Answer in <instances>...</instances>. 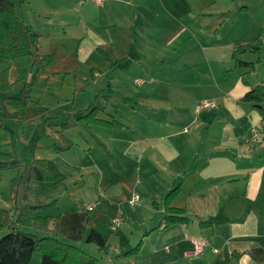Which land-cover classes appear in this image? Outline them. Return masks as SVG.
<instances>
[{
	"label": "crops",
	"instance_id": "obj_1",
	"mask_svg": "<svg viewBox=\"0 0 264 264\" xmlns=\"http://www.w3.org/2000/svg\"><path fill=\"white\" fill-rule=\"evenodd\" d=\"M92 1L45 0L40 8L59 14L61 29L41 32L22 17L39 35V50L54 55L42 77H61V85L71 77L74 88L67 96L46 83L19 119L23 151L11 133L10 149L0 145L8 163L0 183L9 181L0 190V209L15 205L27 164L51 160L64 179L52 186L32 179L26 199L53 204L27 216L58 217L57 237L98 264H264V118L241 100L264 85V0ZM59 32L73 40L60 41L63 57L40 43V36ZM237 60L253 67L236 66ZM139 77L144 82L137 85ZM52 97L53 105L43 104ZM201 100L215 106L195 112ZM97 102L104 107L97 117L121 126L61 127ZM254 126L261 143L252 140ZM177 185L169 205L190 221L163 227L165 197ZM119 210L123 222L112 231ZM91 230L106 237L105 252L86 241ZM195 238L207 242L199 255ZM39 254L29 264H40Z\"/></svg>",
	"mask_w": 264,
	"mask_h": 264
},
{
	"label": "trees",
	"instance_id": "obj_2",
	"mask_svg": "<svg viewBox=\"0 0 264 264\" xmlns=\"http://www.w3.org/2000/svg\"><path fill=\"white\" fill-rule=\"evenodd\" d=\"M23 1L0 0V64L6 60L28 55L32 62L30 68L36 74H41L52 63L54 55L39 50V35L33 32L16 13V6ZM238 65L250 69L253 67L251 62L237 60L236 66ZM23 83V87L17 96L4 97L5 104L17 114L18 119H23L27 106L32 102L33 84L30 81H24ZM241 100L258 109L264 118V106L262 105L264 102V85L259 84L252 87L242 96ZM103 108V103H94L84 115L75 117L70 122L62 123L61 127L65 129L77 124L85 129H89L90 124L121 126L115 120L109 122L98 118L97 114ZM3 122L4 119L0 118V128H2ZM7 167V154L0 152V169ZM27 169L30 170L29 177L23 185L21 200L17 201L15 195L14 211L0 209V213L4 216L3 222L0 224V232L3 229L7 230L6 233L0 236V264H29L35 251L40 253V264H98L95 257L88 255L77 246L63 242L57 237L58 217L27 216L29 210L37 211L48 208L53 204V201H28L26 190L29 181L36 179L47 186H52L64 179L51 160L34 159L25 166L24 171ZM20 183L21 179L16 183V194ZM178 190L179 185L170 190L165 197L164 210L166 213L163 227L173 222L187 223L190 221L189 218L185 217L183 209L169 205L170 200ZM24 227L50 231L54 235L37 236L32 231L24 230ZM86 241L94 243L100 251L105 252L107 250L106 237L95 230L89 232Z\"/></svg>",
	"mask_w": 264,
	"mask_h": 264
},
{
	"label": "rangeland",
	"instance_id": "obj_3",
	"mask_svg": "<svg viewBox=\"0 0 264 264\" xmlns=\"http://www.w3.org/2000/svg\"><path fill=\"white\" fill-rule=\"evenodd\" d=\"M44 1L45 0H24L22 3L18 4L15 8L18 15L21 18L23 17L25 21H30L32 23L30 27H32L33 29H36L38 31H41V32L56 29L57 26L59 25V22H61L59 20L62 18V17H60L59 14H55V15L50 16V15H48V13H46L48 11L43 12L42 9L40 8V6L41 5L47 6V4ZM92 3L95 5L97 4L93 1H92ZM33 7L37 8V10L41 11V13L43 15L36 14V13L32 12ZM45 16H47V17H45ZM61 27L62 26H60L59 28L61 29ZM59 33L60 34H58V36H55L53 38L50 36H46V35L40 36L41 37L40 43H41L42 47H46V46H49L51 48L54 47L58 57H63V55H64L63 52L66 49V45H64L60 41H62V42L67 41L68 43L70 42L69 44H72L73 40H71L70 38H65V37H63V34H61V32H59ZM69 36L73 37V35L70 32H69ZM18 58L3 61L5 63L2 62V65H0V116L5 119L4 120V123H5L4 128H2L0 130V145H4L3 146L4 148L10 149V146L6 143V139H8V137L10 136V133H11L12 134L11 137H12L14 144H16L17 140L21 141L22 144H20V146H19L21 148L19 151L22 152L23 148H24L23 142H24V138H25L24 137L25 134H23L24 129L22 127L23 124H22V122L20 123V120L15 116V113L5 105L4 97L5 96H12V95L15 96L17 93H19V91L23 87L24 81H30L33 84L32 95L34 96V99L40 97L39 92H42L44 85H46V83H48L49 88H51L52 90H55L56 92L63 91V93H68V94H66L68 96V95H71V93H69V92L71 90H73L74 82H73V79L71 77L66 79L62 85H61V81H60L61 77L53 78L51 81L47 82L46 79L44 77H42L41 74H36L33 70L30 69V65H32L30 56H28V55L23 56L22 55L21 57H18ZM28 58H30V61L28 60ZM8 64H11L13 67L7 73L5 70H2V69H3V67L5 68L6 66H8ZM1 67H2V69H1ZM79 70L80 71L85 70L83 65L79 66ZM104 76H105V72H103V77ZM78 82H82L83 83L82 85L87 84L85 81H81V80L78 81V79H77L76 84H78ZM75 88L79 89V86L77 85ZM85 95H86V92H80L79 93L80 97L85 96ZM54 98H56V97L45 99L43 101V104L45 102H47L48 105H50V104L53 105L54 104V100H53ZM61 101L63 102V100H61ZM39 127L40 126H36L35 129H38ZM8 162H9V167L12 169L17 166L16 161L13 162L10 160ZM7 168L0 169V171L6 170ZM8 173H9V171L4 172L5 175H8ZM4 177H7V176H4ZM20 177H21V174L18 176L17 179H19ZM7 183H9V181L8 182L3 181L2 183H0V190L6 188ZM10 209H11V210H9L10 212L14 211L12 207ZM1 215L4 218L3 214H1ZM31 230L37 236H43V235L47 234V233L42 232V231H38V230H34V229H31ZM35 252L37 254H39L38 251H35ZM39 257H40V254H39Z\"/></svg>",
	"mask_w": 264,
	"mask_h": 264
},
{
	"label": "built area",
	"instance_id": "obj_4",
	"mask_svg": "<svg viewBox=\"0 0 264 264\" xmlns=\"http://www.w3.org/2000/svg\"><path fill=\"white\" fill-rule=\"evenodd\" d=\"M93 1L97 4H102L104 0H93ZM143 82L144 80L140 77L134 79V83L137 85H140ZM214 106L215 103L210 100H201L195 104L194 111L199 112L202 109L212 108ZM251 130H252V140L261 143L262 139L259 129L254 126L253 128H251ZM136 200H137V195H133V197L129 200V202L133 203ZM93 207H94V203H90L86 206V209L92 210ZM122 222H123V216H122V212L119 210L114 216L111 217L109 227L112 231H115L120 227ZM192 244H193V253L199 255L204 251L207 242L203 238H195L192 240Z\"/></svg>",
	"mask_w": 264,
	"mask_h": 264
},
{
	"label": "water",
	"instance_id": "obj_5",
	"mask_svg": "<svg viewBox=\"0 0 264 264\" xmlns=\"http://www.w3.org/2000/svg\"><path fill=\"white\" fill-rule=\"evenodd\" d=\"M29 172H30V170L27 169V170L23 173V175H22V177H21V183H20V185H19L18 192H17V200H18V201H20L21 198H22V195H23V185H24V183L26 182V180H27L28 177H29Z\"/></svg>",
	"mask_w": 264,
	"mask_h": 264
}]
</instances>
